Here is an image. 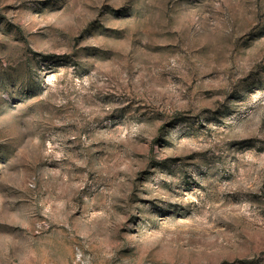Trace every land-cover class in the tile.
I'll list each match as a JSON object with an SVG mask.
<instances>
[{
    "label": "rangeland",
    "instance_id": "obj_1",
    "mask_svg": "<svg viewBox=\"0 0 264 264\" xmlns=\"http://www.w3.org/2000/svg\"><path fill=\"white\" fill-rule=\"evenodd\" d=\"M0 264H264V0H0Z\"/></svg>",
    "mask_w": 264,
    "mask_h": 264
}]
</instances>
